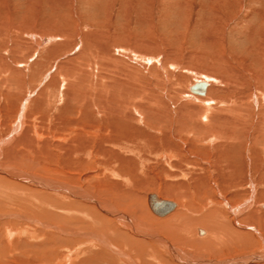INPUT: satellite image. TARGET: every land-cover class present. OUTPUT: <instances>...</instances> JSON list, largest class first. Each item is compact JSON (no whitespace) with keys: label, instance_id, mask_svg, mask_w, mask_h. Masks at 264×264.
Segmentation results:
<instances>
[{"label":"rangeland","instance_id":"rangeland-1","mask_svg":"<svg viewBox=\"0 0 264 264\" xmlns=\"http://www.w3.org/2000/svg\"><path fill=\"white\" fill-rule=\"evenodd\" d=\"M263 44L264 0H0V140L3 141L0 144V251L2 246L15 243L39 247L40 241L49 238L50 243L42 242L51 245L55 259L69 250V264H83L76 260L79 254L75 253L73 239L78 240L79 235L75 231L100 237L96 228L101 227L102 219L91 217L85 210L80 214L76 209L78 204L85 203L96 207L102 216H108L105 209L67 192L50 189V185L41 187L28 181L30 176L52 186L79 189L105 204L107 210L124 216L134 217L138 213L137 208H129L130 200H136L147 216L159 220L171 217L179 206V200L172 196L179 189L177 183L189 180L188 193L193 197L192 176L213 177L218 173L214 158L204 148L209 146L213 150L219 137L204 136L195 129L197 125L194 132H189L192 124L184 118L186 110L202 107L204 103L199 100L197 104L199 101L194 102L190 97L203 98L207 94L212 106L220 104L215 108L236 102L237 110L233 114L242 112L246 128L252 131L247 140L241 134L237 143V150L241 151V142H247V163L242 165L240 156H236L235 177L231 180L230 171L223 170L221 174H226L221 175L222 186L214 187L219 200H215V206H226V211L221 213L230 218L232 213L227 211V206H239L236 215L243 227H235L240 234L236 241L223 240V249L216 253L203 254L198 252L202 248L196 252L193 248L171 246L200 264L205 261L203 264H264ZM2 64L14 69L12 77L9 78ZM199 80L207 82L205 93L190 92L189 86ZM78 95L83 102L80 112L74 110L79 107ZM118 95L125 99H121L123 104L127 101L121 111L135 138L134 142L124 141L112 149H124L120 153L129 162L127 168L117 167L115 172L107 156L100 153L95 158V155L98 142L103 145L106 141L105 149L114 145L109 140L117 134L106 131L111 125L107 108ZM212 120L213 115L205 124ZM78 135L83 138L81 142L76 141ZM164 135L178 148V152L170 153L171 160L166 150L157 148ZM85 143L88 147L92 145L90 156L83 154ZM76 151L79 156H74ZM243 167L248 169L247 175ZM10 168L18 171V178L9 175ZM110 178L116 180V191H134L135 199L127 193H112L114 197L100 192L96 184L109 183ZM149 193L173 201L175 210L156 216L147 204ZM120 203L124 209L119 208ZM202 209L203 205L199 212ZM191 214L196 215L195 211ZM50 226H58L60 231ZM133 226L136 233L128 232L135 237L156 240L137 232L165 237L149 225ZM195 230L200 237L208 231L203 225ZM85 238L82 236L80 240ZM97 244H83L81 249L92 246L93 250L104 251L109 259L112 255L117 263V255L112 251L115 249L129 260L121 264H138L125 249L108 240ZM168 255L165 254V260L172 258ZM182 260L174 259L168 264H189Z\"/></svg>","mask_w":264,"mask_h":264},{"label":"bare ground","instance_id":"bare-ground-1","mask_svg":"<svg viewBox=\"0 0 264 264\" xmlns=\"http://www.w3.org/2000/svg\"><path fill=\"white\" fill-rule=\"evenodd\" d=\"M142 58H146V56H143ZM2 66L7 70L9 78L12 77V74L15 73L14 69H12L11 67H7V65L5 66L4 64H2ZM13 71H14V73H12ZM235 72H237L236 74L239 75L238 71H235ZM13 77H15V76L13 75ZM263 91H264V89H263ZM75 92H77V91H75ZM80 93H82V92H80ZM78 96H79V98H78L79 99V107L74 108V110H77V111L82 110V108H83V102L82 101L80 102L82 97L80 98L81 95H78ZM186 96L189 97V95H186ZM88 97L89 96H87V101L89 100ZM190 98L193 99L194 102H197L199 100L204 101V103L202 102V104L203 105L205 104L204 105L205 107L203 108V105H202V107H198V108H191V109L189 108L190 110H186L184 112V118L187 119L186 121H189L192 124L191 126H189L188 131L189 132H194V130L197 129L199 131V133L202 132V134H204V136H208V138H212L213 139L215 137V139H216L217 137H219V139H220V141H218L217 143H215V144L213 143L214 144V146L212 148L213 150H211L209 146L204 148L206 153H209L214 158V160H215L214 166H216V168L218 170V173L215 176H213V177H211L209 175H206V174H203V177H201L202 175L201 176H192V179L194 181V182L191 181V182H193V184H192V186H193V190H192L193 197L189 196L191 194L188 193V191H189V183H190L189 180H187L185 178L187 181H185V182H181L180 181V183H177L179 189L174 190L172 192L173 193L172 196H175L179 200V206H178V208L176 210H175V203L173 201L163 199L157 193H149V194H147V204H148V206H149L148 196L150 194H154L159 199L166 200V201H169V202L172 203L171 209H169L164 215L155 214L151 210V208L149 206L151 212L153 214H155L156 216H159V217L160 216H165V215L171 213L173 210H175V212H173L171 217L167 216V217H169L167 219H160L159 220V219H154V218H152L150 216H147L145 210H143L142 208L141 209L138 208V206H140V204L137 203L136 200H134V201L130 200L129 204L132 205V206H130L129 208L130 209H132L134 207L137 208L138 209V213H136L134 217L124 216L121 213H118V212H116V211H114L112 209L107 210L106 209L107 206L105 204L93 199L89 194H87L86 192L83 193L79 189H75V188H71V187H67V186H63V185L61 186L60 184L56 185L54 183L53 184L56 185V186H54V185L52 186L51 183H49L47 181H44V180H42V179H40L38 177H37V179H35L32 176H30V178H27L28 181L30 180L31 182H35V184L40 185L41 187H48L47 185H50V187H48V188L55 189V191H60V193L61 192H67L68 194L75 195V197L80 198L82 201H88L89 203L93 202L95 205H98L102 209H105L104 211L106 213H108V216H102V214L100 213V211H98L96 209V207L94 208L92 205L85 204V203H84L85 205L84 204H78L77 209H76V210L79 211L78 213L83 214V212L85 210V212L88 213L91 217L95 216V217H98V218L102 219L101 227L100 228H98V227L96 228V230H98V232L100 233V235H98L100 237H97L96 235L89 234V233L87 235H83V234H81V232L75 231V235L76 236H77V234L79 235L78 236V240L73 239L74 245H76L75 253L77 251L78 252L77 254H79L78 258H76L78 263H83V264H90V263L91 264H102L104 262H106V264H121V262L122 263H129V260L126 258V256L123 254L122 251H117L115 249H112V251L115 252V254L117 255L116 256L117 263H116V261L114 260L112 255H110L111 259H109L108 256L105 255L104 251H102V250H93L92 246H89L86 249H81L84 246L83 244H87V243H95V244H97V242H99L100 244H104L105 240H108L112 244H115V245L119 246L121 248V250L125 249L129 255L131 254L130 256H132V258H134V259L136 258V260L138 261V264H168V262L172 263V261H174V259L179 260V261H181L183 259L182 261H185L186 263H189V264H200L199 263L200 261H198V262L196 261L195 262V260H190L187 257V255L183 256L181 251L176 250L175 247L173 248L171 245L172 244L175 245V246L178 245L179 247H182V248H184L186 250H187V248H193L195 251L197 249H199V248H202L200 251H198V250L197 251L198 252H203V254L206 252L205 254H207V252H215L216 253L218 251H221L223 249V246L221 245L223 240H226V241H228L230 243H233V242L236 241V238L240 234L237 233V228L235 230V227H238V228H242L243 227V226L239 225V222H238V219H237V215H236L238 213L240 207L236 206V205L234 206V205H231V204H229V205L227 204L228 205L227 206V208H228L227 211L231 212L233 216L231 215V218H230V216H227L226 214L225 215L222 214L221 213L222 210L226 211V208H224L226 206H224V207L215 206V205H217L216 201H215V200H217V198H216L217 195H215V188L214 187H219L220 188V186H222L221 184L223 183V181L221 179V175H223L224 173L221 174V172L223 170H226V171L229 170L230 171L229 174H232V176H230V179L234 176L233 172L235 171V164H236V163H234V159L235 158L240 156L242 165L247 163V161H248V157H247V154H246V147H247L246 143L247 142L246 141L244 143L241 142L242 143L241 144V148H240L241 151L237 150V149H239L237 143L240 140L239 138H240L241 134H244L245 138L247 140L250 137V135H252L251 134L252 131L250 132V128H248V127L246 128L247 125L245 124V121H243L244 117L242 119V116H243L242 112H239V113L236 112V114H233V112L237 110V105H235L236 102L233 101L228 106H225V105L222 106L221 105L220 107L215 108L216 106H219L220 104L216 105V103L214 102L215 105L212 106V104L210 103V102H212V99H209V98L206 99L207 98V94H206V96H203V98L200 97V96L199 97L191 96ZM121 99L125 100L124 98H122L119 95L112 99V102H111L109 108H107V109H109L108 110V114H109L108 118H109V120L108 119L107 120L111 121V123H110L111 125L107 126V130L105 128H102V129H104L106 131H112V133H114V135L117 134V136H114V139L112 140L113 142L110 141L111 140L110 139L109 142H111V144L108 143V146H109V144L110 145L114 144V145H112L113 148L112 147L108 148L106 146V149H105L104 146L107 145L105 143L106 141L105 142L103 141L104 142L103 145L100 144V142H98V144H96V148L98 149L97 150L98 154L95 155V158H96V156H99L100 153H102V155L107 156L108 163H110L111 167H114L112 170L115 171V172H117L118 168H120L122 166H124V168H127L129 166V162H128V159L126 157H124L120 153V151L121 150L124 151V149H120V151H116V150H112V149L118 147V145L120 146V143H123L124 141H128V142L132 141V142H134L133 138H135L134 137L135 134L133 133L132 128L130 126H127V124L124 122L125 121L124 118H126V116H123V113L121 111L122 107L126 105L127 101H126L125 104H123L121 102ZM84 100L85 99H83V101ZM183 102H185V101H183ZM85 103L88 104L90 102H85ZM198 103H200V101L197 102V104ZM84 106H85V104H84ZM200 106H201V104H200ZM88 107H91V106L88 105ZM100 107H102V106H100ZM84 108H86V107H84ZM210 108H212L213 111L210 110ZM91 109H93V108H91ZM249 109L247 111H249ZM102 110H106V108L102 109ZM262 110L264 112V105H263V109ZM100 111H101V109H100ZM243 113H246V111L243 112ZM189 114H191V115L189 116ZM192 115L197 117L198 121H195V119L192 117ZM212 115L214 117V120L209 121L208 123L205 124V121H208V119ZM94 116H97V115H94ZM96 118H98V117H96ZM110 118H111V120H110ZM72 121H74V120H72ZM84 122H82L81 124H83ZM263 122L264 121L261 120V125L264 124ZM77 123H80L79 120H78ZM137 124H139V123H137ZM194 125H197V127H195V129H194ZM238 126H240V128H241L240 130H239ZM97 127H99V126H97ZM263 127H264V125H263ZM184 128H186V127H183V129ZM258 128H260V127H258ZM253 129H254V127H253ZM97 131H98V129H97ZM16 132H17V130H16ZM83 133H85V132H83ZM92 133H94V132H92ZM107 133H109V132H107ZM84 135L85 134H83L81 136H84ZM90 136H92V135H90ZM97 136H99V135H97ZM193 136H194V133H193ZM87 137H88V135H87ZM101 137L104 138L105 136H101ZM166 138H167L166 135L161 137V139H160V147H157V148H158V150L161 149L162 151L166 150L167 153H168V159L171 160V158H169L170 153L171 152H175L178 148L174 144L168 142L166 140ZM251 138H253V137H251ZM82 139L83 138H81L80 135H78L76 141L81 142ZM89 142H91V141H89ZM0 144H3L2 140H0ZM90 144H89V147H88L87 143L84 144V146L82 147L83 150L81 149L82 151H85V152H83V154H88L90 156V154L93 153L92 145H90ZM183 147H184V145H183ZM119 148H117V149H119ZM187 151H188V148H187ZM141 152H143V151H141ZM176 152H178V151H176ZM74 154H75L74 156H79L78 151L74 152ZM89 156L86 155V157H89ZM84 157H85V155H84ZM263 162H264V160H263ZM143 163H144V161H143ZM174 164H176V162ZM179 168H180V166H179ZM181 168H183V167H181ZM243 168L246 171L247 168H245V167H243ZM129 169H128V171H129ZM238 169H241V168L239 167ZM10 171H11V173L9 172L10 174L9 173L8 174L11 177H16L19 174L18 171H15V170H13L11 168H10ZM247 171H248V169H247ZM247 171L245 172L246 175L248 174ZM12 172L15 173V175L12 174ZM16 173H17V175H16ZM237 173H238V171H237ZM131 174H132V171L130 172V175ZM211 175H212V173H211ZM246 177H245L244 180H246ZM16 178H18V177H16ZM112 178H116V177H112ZM223 180H225V179H223ZM102 181H104V180H102ZM115 181H116L115 179L112 180L110 178L109 179V183L108 182L107 183L106 182L97 183L96 187L99 189L100 192L108 193L110 195H112V193H116V194L117 193H127V194L130 195V197L132 199H135L134 197L137 195V193H134V191H132L134 194H132L131 191H130L131 193L128 192V191H116L115 187H114ZM125 181L127 182V180H125ZM123 182L124 181H122V184L120 185L121 189L124 188L122 186ZM227 182L228 181L226 180V183ZM231 183H232V181H231ZM169 184H171V183H169ZM173 185H175V187L177 188L176 184H173ZM224 185H225V183H224ZM228 185H232V184L229 183ZM239 187H241V186H239ZM218 191H219V189H218ZM222 193H224V192H222ZM235 193H237V192H235ZM112 196L115 197V194H113ZM232 196H234V195H232ZM222 199H224V198H222ZM193 200L197 201L198 204L194 203ZM188 201H190V202H188ZM217 201H219V200H217ZM202 205H203L202 211L205 210V213H203L202 211L199 212V209L202 207ZM122 206H124V204L120 203L119 208L120 209L121 208L124 209L125 207H122ZM207 207H209V209H206ZM191 208L195 211L196 215L191 214V213L194 212ZM249 216H251V214L248 215V217ZM71 220H70V222L73 221V220L72 221ZM82 222L83 221L79 222V224H81ZM75 223H77V222L75 221ZM134 224H137V225L139 224V225H144V226H148L149 225L153 229L159 231L165 237L158 236L157 234H151V232H143V233H138L137 232V234L138 235H145V236L149 235L151 237H156V240H154V239L147 240V239H145V237L144 238H142V237L138 238V236L135 237L130 232H128V231H133L134 233H136V229L133 226ZM198 225L199 226L203 225L208 230L207 234L205 233V236H203V237L197 236V234H196L197 231L195 230V227L198 226ZM87 227H91V226L87 225ZM137 227H139V226H137ZM50 228H54V229L60 231V227H58V226H50ZM10 232L11 231L8 230L7 234L11 236L12 234ZM199 233H203V231L199 229ZM242 234H244V233H241V235ZM82 236L86 237V238L83 239V240H80V237H82ZM149 236H147V237H149ZM47 240L45 238V240H42V241H47V242L50 243L52 239L50 240L48 238ZM42 241H40V243H39L40 246L39 247H34V248L30 247V244L28 246L27 245L18 246V243H15V245L11 244V245H7V246H4V247L2 246L1 247V251H0V255H2L3 257L0 258V264H35L37 262H44V264H62V262H64L63 264H69L70 263V261H71L70 253L71 252L68 249H67L68 251L65 252V255L63 257L61 256L60 258L55 259L53 257V254H54L53 252L54 251L52 252L53 248L51 247V245H50V247L52 249L47 246V242L45 244ZM239 241H241V240H239ZM5 243H6V241H5ZM54 244L56 245V243H54ZM60 244H62V243H60ZM72 244H73V242H72ZM188 245L190 247H188ZM203 245H205V246L203 247ZM57 247H58V245H57ZM57 247H55L54 249H56ZM6 248H7V250L5 251ZM31 249H36V252L31 251ZM163 249H164V251H163ZM58 250H60V249H58ZM168 253L170 255H172V258L171 259L168 258V260H165L164 256H165V254L168 255ZM71 255H73V254H71ZM148 258H151V259H148ZM101 259H103V260L101 261ZM147 259L150 262H147L146 261ZM94 260H96L97 262L94 261ZM112 261L115 262V263H112ZM205 262H203V263H205ZM203 263L201 262V264H203Z\"/></svg>","mask_w":264,"mask_h":264},{"label":"water","instance_id":"water-1","mask_svg":"<svg viewBox=\"0 0 264 264\" xmlns=\"http://www.w3.org/2000/svg\"><path fill=\"white\" fill-rule=\"evenodd\" d=\"M207 86V82L199 80L195 81L189 86V91L194 94H204ZM149 206L151 210L157 215H164L169 209H171L172 203L166 200L159 199L156 195L150 194L148 196Z\"/></svg>","mask_w":264,"mask_h":264}]
</instances>
